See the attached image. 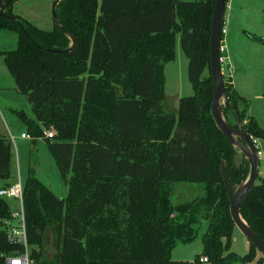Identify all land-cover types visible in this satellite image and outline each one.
<instances>
[{"label":"trees","instance_id":"16d2710c","mask_svg":"<svg viewBox=\"0 0 264 264\" xmlns=\"http://www.w3.org/2000/svg\"><path fill=\"white\" fill-rule=\"evenodd\" d=\"M14 2L0 0V11L18 19L0 16V30L17 31L18 46L0 54L35 118L17 113L35 141L47 140L69 185L61 198L29 167L23 202L35 264H264L252 242L243 256L231 250L236 226L221 163L226 161L234 184L247 178L250 166L244 156L236 163L237 149L211 112L215 0H59L62 27L55 24L53 30L15 14ZM67 33L76 44L62 51L71 45ZM178 33L195 93L179 99L176 116L160 105ZM225 92L224 115L238 127L236 111L243 122L249 102L233 84L225 83ZM242 127L248 136L264 139L255 117L249 115ZM13 154L11 138L0 134V187L11 184ZM174 182L199 183L204 193L176 203ZM11 210L0 196V264L2 254L24 250L1 228ZM241 213L264 240L261 175ZM203 219L208 227L202 252L194 260L173 259L179 244L196 239ZM50 233L56 247L49 255Z\"/></svg>","mask_w":264,"mask_h":264},{"label":"rangeland","instance_id":"374dc122","mask_svg":"<svg viewBox=\"0 0 264 264\" xmlns=\"http://www.w3.org/2000/svg\"><path fill=\"white\" fill-rule=\"evenodd\" d=\"M55 0H15L13 4V12L25 17L26 20L39 23L45 30H53L55 27L53 16V4ZM242 10L238 12L229 10L226 7L224 27L227 30L226 44L229 48V56L231 50L234 54L233 61H226L223 65V74L225 78L232 77L234 87L237 92L246 98L249 102L248 111L252 113H260L264 110L263 100L254 99V94L264 90V39L261 41L251 38L249 35L253 33L261 35L264 38V0H242ZM238 6V9H241ZM231 16H236L232 17ZM229 19V23L228 20ZM240 25L243 27L241 29ZM258 31V32H257ZM231 35V36H230ZM233 35V40H232ZM19 33L15 30H0V51L13 50L18 46ZM179 53L173 64L181 68L182 77L175 79L168 70V83L165 86V96L162 107L165 112L177 113L179 109V99L183 96H190L195 90L188 77V57L183 52L179 37L177 45ZM170 65L171 67L173 66ZM231 65V72H230ZM169 66V68H170ZM10 72L6 66L3 56L0 54V126H2L10 137L14 153V179L13 183L20 177L23 185H25L30 165L35 168L36 176L45 183L59 197L65 198L69 192V185L62 177L58 166L56 165L49 144L44 137H39L36 141L34 138L22 139L21 133H29L27 122L17 113L23 110L28 118H35L32 106L27 97L20 93L14 85V81L9 75ZM226 85H230L226 82ZM179 88V89H178ZM246 93V94H241ZM244 91V92H243ZM10 104L15 106L10 107ZM227 104H225L226 106ZM161 107V105H160ZM262 107V109H261ZM260 109V110H259ZM261 115V114H260ZM232 123L236 122L235 117L230 114ZM248 122V118L246 119ZM259 122L264 127V115L260 116ZM47 132V131H45ZM261 151L259 171L264 173V140L258 141ZM243 154L237 150L235 161L241 163ZM19 165V166H18ZM262 176V175H261ZM204 193L203 185L190 182H174L172 198L174 202L180 203L195 199ZM11 209L19 207V201L9 199ZM16 223V221H13ZM208 221L203 219L198 225V233L196 239L191 243H181L172 252L173 259L176 260H194L197 254L203 250V235L207 231ZM5 228V226H1ZM47 253L50 255L52 248L56 247L52 233L48 235ZM250 240L237 227L232 233L231 250L239 256H243L250 250ZM31 247V246H30ZM36 248V245L34 246ZM31 251V248H30ZM231 264H255V262L243 263L242 261H234Z\"/></svg>","mask_w":264,"mask_h":264},{"label":"water","instance_id":"95a60500","mask_svg":"<svg viewBox=\"0 0 264 264\" xmlns=\"http://www.w3.org/2000/svg\"><path fill=\"white\" fill-rule=\"evenodd\" d=\"M58 1L59 0L54 1L53 16L55 24L62 27L57 12ZM226 6V0H215L214 13L211 22V75L214 85V95L211 105V112L217 127L229 139L231 144H233V146L243 154V156L249 163L250 167L248 176L239 184H234L232 182L225 160H223L221 163V174L223 176L228 199L230 201V213L235 226L239 228L241 232L250 240V242H252L256 246V248L264 255V240L247 223L241 213L242 205L249 195L250 191L255 186L260 175V157L252 137L248 136L243 130L242 121L239 118L238 111H236L238 127H234L224 115V107L225 104H229V100L225 92V81L221 69L219 48ZM0 16L11 19L13 21H18L15 15L5 12L0 11ZM68 36L71 39V45L69 48L62 51H70L75 47L76 39L70 34H68Z\"/></svg>","mask_w":264,"mask_h":264},{"label":"built area","instance_id":"2783aa9c","mask_svg":"<svg viewBox=\"0 0 264 264\" xmlns=\"http://www.w3.org/2000/svg\"><path fill=\"white\" fill-rule=\"evenodd\" d=\"M226 34L227 30L223 26L221 32V40H220V63L221 69L223 73V65L226 61L230 62V56L228 53V46L226 44ZM230 72H231V65H230ZM224 77V74H223ZM224 81L229 82L232 84V77L229 76L228 78L224 77ZM48 137H53V131L48 130L46 132ZM23 137L33 138L31 134L23 133ZM254 144L258 150V154L261 155V151L258 145V139L253 138ZM23 183L20 179L14 183L3 185L0 187V196L9 199H15L19 201V207L17 209L11 210V218L4 221L3 226H5V230L7 232L8 238L12 243L21 244L24 247L22 252L16 253L14 255L11 254H2L4 257L3 264H35L34 258L31 256L30 246L28 242V233H27V225H26V215L24 209V202H23ZM13 221H16L14 223ZM205 262L208 261L207 256L203 257Z\"/></svg>","mask_w":264,"mask_h":264},{"label":"crops","instance_id":"0c3cea01","mask_svg":"<svg viewBox=\"0 0 264 264\" xmlns=\"http://www.w3.org/2000/svg\"><path fill=\"white\" fill-rule=\"evenodd\" d=\"M241 1L242 0H227V6L226 7H228V9L229 10H232V11H236V13H237V15L239 16V14H238V12L240 11V10H242V7L243 6H241L242 5V3H241ZM238 6H241V9H238ZM226 12V11H225ZM17 14V13H16ZM18 15V14H17ZM230 16V19L232 18V17H236V16H231V14L229 15ZM25 18V17H24ZM54 20V19H53ZM225 18H224V22H225ZM30 21V20H29ZM228 21V23H229V19L227 20ZM31 23H33V24H35V25H37L38 27H40V28H42L41 26H39L40 24L39 23H37V22H35V21H30ZM39 24V25H38ZM54 24H55V20H54ZM224 25V24H223ZM240 27H241V29L243 28L241 25H240ZM43 29V28H42ZM44 29H48V28H44ZM258 32V31H257ZM257 34H260V33H257ZM257 34H255L254 33V35H253V33L252 34H250L249 33V35L251 36V38H253L254 37V39L255 40H258V41H261V40H263L264 38H263V33H261V35L259 36V35H257ZM231 36V35H230ZM178 37H179V42H180V44H181V38H180V33H178L177 34V40H178ZM232 40H233V35H232ZM176 45H177V43H176ZM181 47H182V44H181ZM183 49V48H182ZM228 50H229V48H228ZM230 51H231V54H230V57L232 58V61H233V56H231L232 54H234L233 53V51L231 50V47H230ZM183 52H184V50H183ZM178 53H179V49H178V47H176V58H177V55H178ZM185 53V52H184ZM230 53V52H229ZM186 54V53H185ZM187 56V55H186ZM188 57V56H187ZM176 58L173 60V61H171V62H169V63H167L166 64V66H165V72H164V74H165V78H166V81H165V86L167 85V83H168V70L170 69V73H171V76L173 77V79H175V81H174V85H176V82H177V78L179 79V78H181L182 76V73H181V68L179 67V69H178V67L177 66H174L173 64L175 63V61H176ZM188 63H189V58H188ZM173 65L172 67L170 66V65ZM169 66H170V68H169ZM209 73V70L208 69H206L205 70V74L207 75ZM9 75H11V74H9ZM11 77H12V75H11ZM188 77H189V75H188ZM12 79H13V77H12ZM13 81H14V79H13ZM178 83V82H177ZM1 84V83H0ZM192 84V83H191ZM232 84H233V86L235 85L234 84V82H233V80H232ZM264 84V83H263ZM14 85H15V88H16V84H15V81H14ZM165 86H164V96H165ZM193 86V85H192ZM235 88V87H234ZM17 89V88H16ZM179 89V88H178ZM244 92V91H243ZM240 93L241 94H246L245 92L244 93H242L241 91H240ZM254 99H258V100H263V102H264V90L263 91H258V93L256 92L255 94H254ZM161 103H163V101L161 102ZM10 107H12V108H14L15 106H13L12 104H10ZM262 107H264V103H263V105H262ZM262 107H261V109H262ZM161 110L163 111V112H165V110L163 109V107H162V104H161ZM260 110V109H259ZM178 112H179V109H178ZM178 112L177 113H169V114H174V115H178ZM260 113H252L250 110L248 111V114H247V117L243 120V122L242 123H246V119L248 118V116L250 115V116H253V117H255V119L258 121V123L260 124V122H259V119H260V116L261 115H264V110H261V111H259ZM165 113H168V112H165ZM261 114V115H260ZM261 125V124H260ZM23 133H27V132H22L21 133V137H22V139H29V138H27V137H23L22 136V134ZM0 134H2V135H8V133H7V131H5V129L2 127V126H0ZM27 134H30V133H27ZM260 140H264V139H258V141H260ZM19 166V165H18ZM12 172H13V178H11L9 181H10V183H13V179H14V154H13V157H12ZM260 175H262V177H264V173H263V171H260ZM4 183V182H3ZM4 185V184H3ZM2 185V186H3ZM62 198V197H61Z\"/></svg>","mask_w":264,"mask_h":264}]
</instances>
